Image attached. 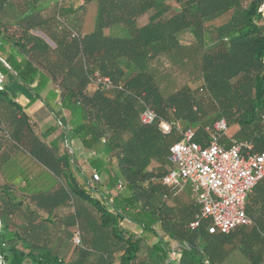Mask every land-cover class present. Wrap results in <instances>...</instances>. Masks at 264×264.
I'll return each instance as SVG.
<instances>
[{"label": "trees", "instance_id": "16d2710c", "mask_svg": "<svg viewBox=\"0 0 264 264\" xmlns=\"http://www.w3.org/2000/svg\"><path fill=\"white\" fill-rule=\"evenodd\" d=\"M53 1L0 0V74L14 72L62 130L49 140L0 89V168L22 153L43 169L0 184V264H226L235 253L264 264V179L246 202L252 224L228 234L192 227L196 198L163 183L188 129L202 146L215 135L264 152V0ZM66 141L95 153L98 180L78 178Z\"/></svg>", "mask_w": 264, "mask_h": 264}, {"label": "built area", "instance_id": "2783aa9c", "mask_svg": "<svg viewBox=\"0 0 264 264\" xmlns=\"http://www.w3.org/2000/svg\"><path fill=\"white\" fill-rule=\"evenodd\" d=\"M3 88L4 76L0 74V89ZM156 119V114L150 109L141 116L144 124H152ZM226 129L224 121L216 125L217 131ZM161 130L167 134L171 126L163 122ZM181 135V141L171 148V160L176 163V168L163 178V183L176 195L188 191L196 198L201 212L192 227L204 220L210 222V234H228L238 227L251 225L246 202L264 179V152L255 153L251 145L234 139L226 147L215 135L207 146H202L192 140V129L183 131ZM65 144L69 153L75 152L68 141ZM93 178L99 179L96 174ZM76 243H80L79 237ZM180 248L179 244L172 247L169 263L177 260Z\"/></svg>", "mask_w": 264, "mask_h": 264}, {"label": "crops", "instance_id": "0c3cea01", "mask_svg": "<svg viewBox=\"0 0 264 264\" xmlns=\"http://www.w3.org/2000/svg\"><path fill=\"white\" fill-rule=\"evenodd\" d=\"M9 73L14 74V76L18 78L14 72ZM5 90L7 91L6 88ZM46 94L47 91L42 94V97H45ZM9 96L13 101L20 105L24 109V111L32 117L34 121L37 122L39 131L41 133L49 135V140L55 139L62 133L61 129H58L56 132H52L53 128L57 125V119L55 115L50 110H48L42 99L36 102H32L35 95L31 89L27 94H21L19 97L11 96L10 94ZM64 114L68 115V112H64ZM231 129L233 130V132H236L238 130V127L233 126ZM72 145L75 149L74 156L77 161V164L75 165L76 175L78 176L80 174V177L78 176V178L81 180L91 181V178L94 176L95 170L89 165L88 159L95 153H84L82 150H80L81 148L78 143L72 142ZM99 154L101 156V152H99ZM24 172H31V175L33 177H36L40 172H43V169L37 166V164L25 154L19 153L15 156L12 155L9 158L8 162H6L5 164L3 163V166L0 168V184L4 183L6 179H14L15 183L18 184L22 178L21 174ZM102 178L104 179V176H102ZM124 224L134 232L139 234L142 233V229H139L138 225L130 222H126Z\"/></svg>", "mask_w": 264, "mask_h": 264}, {"label": "rangeland", "instance_id": "374dc122", "mask_svg": "<svg viewBox=\"0 0 264 264\" xmlns=\"http://www.w3.org/2000/svg\"><path fill=\"white\" fill-rule=\"evenodd\" d=\"M84 0H67L69 5L72 6H77L79 3L83 2ZM52 2H54L52 0ZM168 3H170L172 6H174L176 9L179 8L178 3L175 0H167ZM96 12V6L94 3H90L88 5V11L86 14V20H85V24H84V31H89L92 27L93 24V19H94V15ZM183 41H187L188 39H186L185 37L182 38ZM48 43L55 47V44L50 40L47 39ZM4 88L7 89V91L9 92V94L11 96H20L21 94H27L30 89L23 84L18 78H16L14 76V74H10L8 73L6 76H4ZM69 143V142H68ZM70 144V143H69ZM75 152L72 151L70 152V155L72 156L73 162L76 165L77 161L76 158L74 156ZM91 175V174H89ZM80 177V174L78 175ZM141 227L139 226V229ZM226 264H247L242 258L241 256H239L237 253H235L232 258L226 263Z\"/></svg>", "mask_w": 264, "mask_h": 264}]
</instances>
